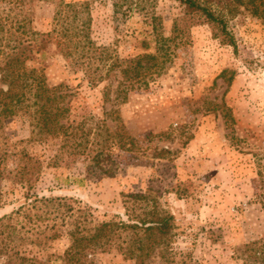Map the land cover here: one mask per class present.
I'll list each match as a JSON object with an SVG mask.
<instances>
[{
	"label": "rangeland",
	"instance_id": "obj_1",
	"mask_svg": "<svg viewBox=\"0 0 264 264\" xmlns=\"http://www.w3.org/2000/svg\"><path fill=\"white\" fill-rule=\"evenodd\" d=\"M61 1L90 2L89 35L96 46L111 47L121 62L153 54L156 60L143 61L140 72L155 66L139 78L147 87L140 82L122 92L127 81L120 69L93 83L77 56L54 46L46 52L41 66L48 83L63 85L68 95L66 122L92 131V156L102 161L65 155L54 167L59 137L33 140L28 116L2 120L0 147L26 150L43 169L31 191L0 185V219L11 217L0 235V264L14 252L61 264L71 233L79 228L88 236L124 213L127 195L149 196L174 216L178 264H258L255 250L264 242V21L238 5L228 21L233 47L174 0H158L155 21L134 14L117 28L112 0H47L36 8L37 30L51 29ZM16 163L11 157L8 166ZM32 195L52 202L33 205ZM95 258L135 264L116 250ZM146 264L172 263L157 252Z\"/></svg>",
	"mask_w": 264,
	"mask_h": 264
},
{
	"label": "trees",
	"instance_id": "obj_2",
	"mask_svg": "<svg viewBox=\"0 0 264 264\" xmlns=\"http://www.w3.org/2000/svg\"><path fill=\"white\" fill-rule=\"evenodd\" d=\"M47 0H0V130L2 120L17 116H28L33 127L35 141H48L59 137L61 144L51 164L55 167L65 155L86 163L102 160L100 154L93 155L91 130L85 131L80 125L66 122L70 112L68 95L63 85L51 86L41 66L50 47L66 56H77L83 70L91 72L90 80L99 83L120 69L126 79L122 92L133 90L137 83L148 82L139 79L142 72L147 74L152 66L143 67L156 60L153 54H145L133 60L121 62L111 47H99L91 40L90 2L63 3L57 6L52 27L37 30L34 15L39 2ZM184 7L191 20L209 24L222 43L236 47L234 36L228 30V21L238 5L264 21V0H174ZM158 0H112L116 28L119 22L134 14H142L157 20L155 7ZM178 29L176 28V31ZM145 43V42H144ZM149 47V43L144 44ZM164 46H161V48ZM38 64V66H36ZM148 65V64H147ZM157 66H159L157 64ZM106 75L103 76V70ZM223 72L221 76H225ZM138 79V80H137ZM123 141V139H122ZM11 157L17 158L16 166H8ZM50 164V166H51ZM43 164L26 150L14 152L0 147V185L3 182L33 190L39 179ZM28 196V195H27ZM30 197V196H29ZM35 197L31 204L52 202L47 198ZM30 204V205H31ZM3 206L0 189V209ZM25 209V206L19 209ZM125 212L113 220L101 223L92 234L85 235L79 228L72 233V244L61 257V264H99L95 256L114 250L135 264H146L157 252L166 263L178 264L172 243L175 218L162 209L156 201L145 195H127L124 198ZM0 219V235L8 228ZM16 255V256H13ZM11 254L6 264H45ZM258 264H264V242L255 250Z\"/></svg>",
	"mask_w": 264,
	"mask_h": 264
}]
</instances>
